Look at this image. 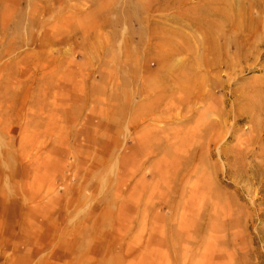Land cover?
I'll use <instances>...</instances> for the list:
<instances>
[{
    "label": "rangeland",
    "instance_id": "obj_1",
    "mask_svg": "<svg viewBox=\"0 0 264 264\" xmlns=\"http://www.w3.org/2000/svg\"><path fill=\"white\" fill-rule=\"evenodd\" d=\"M141 1L0 0V264H264V106L244 114L264 96V17L238 44L216 33L249 55L219 72L211 30L172 25L197 0L144 26ZM178 75L197 97L181 112ZM211 106L231 117L186 161L175 123Z\"/></svg>",
    "mask_w": 264,
    "mask_h": 264
},
{
    "label": "bare ground",
    "instance_id": "obj_2",
    "mask_svg": "<svg viewBox=\"0 0 264 264\" xmlns=\"http://www.w3.org/2000/svg\"><path fill=\"white\" fill-rule=\"evenodd\" d=\"M181 2L182 0H142L139 3L129 6V9L131 8V10L134 11L132 20L137 21L140 26L157 25L159 24L158 21L146 22L144 19H141V17H138V12L150 11L155 5H163L165 7L175 6L176 10H178ZM261 17H264V0H197L196 4L189 10L176 11V15L172 19V25L193 30H211L210 34L212 40H209L206 54H204L205 65L215 68L219 72L224 69L226 72L231 73L235 72L241 66L242 62L249 58V55H245L243 49L241 50L239 46L235 44L232 46L235 50L231 53V47L228 46V43L229 45L231 43H227V40L219 44L217 42L216 48L214 49L216 33L217 37L218 33H220L224 39L231 37V39H234L238 44L240 40H243V37H240L242 34L246 31L254 32L257 29ZM177 39L178 44L176 46V52L181 53L184 50L182 44L184 41L183 35L178 34ZM247 44H249V41ZM199 67H203L201 62ZM198 72L196 67V70L192 69L191 75L196 76ZM187 76L188 73L186 72L185 77ZM180 78L181 75H178L176 87L178 90L182 91V93L178 94L174 99V109L177 112L190 109L197 98L194 93L192 95L191 93L188 94L185 92V86L182 85ZM167 81V75L164 74L160 80L163 92L167 89ZM210 98L214 99L213 94L210 95ZM257 100H259V102L256 106L251 105L244 108V114L247 113L249 117L248 121L252 125L257 124L258 122L256 120L262 116L264 96L261 98L258 97ZM164 101L165 95L160 94L152 102L148 103L144 109L146 111L160 109ZM124 108L125 106L123 104L117 105L118 111H122ZM224 109V106L223 108L211 106L195 112L194 115L191 113L185 118H182L180 115V119L175 123L176 126L182 124L192 125L189 132L191 141L180 152L183 159L189 161L194 157L197 151L198 153L200 152L199 154H203L205 152V143L214 140L215 136L221 133L227 119L231 117V114L228 111L224 112ZM197 116L199 117L197 121H195L194 119ZM233 116L236 115L234 114ZM196 145H198V147H196ZM212 224L214 227H218V224L214 222H212ZM214 255L215 254L210 255L208 264H223L222 261H214ZM221 257H223V255L219 254L218 260Z\"/></svg>",
    "mask_w": 264,
    "mask_h": 264
},
{
    "label": "clouds",
    "instance_id": "obj_3",
    "mask_svg": "<svg viewBox=\"0 0 264 264\" xmlns=\"http://www.w3.org/2000/svg\"><path fill=\"white\" fill-rule=\"evenodd\" d=\"M69 223L71 224V223H73V221H72V220H70V221H69Z\"/></svg>",
    "mask_w": 264,
    "mask_h": 264
}]
</instances>
